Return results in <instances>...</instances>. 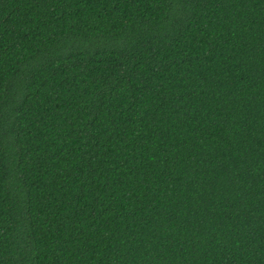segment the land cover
Returning a JSON list of instances; mask_svg holds the SVG:
<instances>
[{
	"label": "trees",
	"instance_id": "1",
	"mask_svg": "<svg viewBox=\"0 0 264 264\" xmlns=\"http://www.w3.org/2000/svg\"><path fill=\"white\" fill-rule=\"evenodd\" d=\"M0 264H264V0H0Z\"/></svg>",
	"mask_w": 264,
	"mask_h": 264
}]
</instances>
